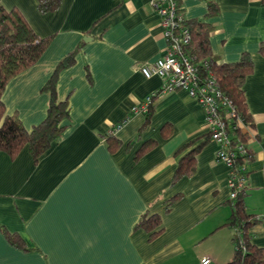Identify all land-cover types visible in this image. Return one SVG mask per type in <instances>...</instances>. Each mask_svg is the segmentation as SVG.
Masks as SVG:
<instances>
[{
    "label": "crops",
    "instance_id": "1",
    "mask_svg": "<svg viewBox=\"0 0 264 264\" xmlns=\"http://www.w3.org/2000/svg\"><path fill=\"white\" fill-rule=\"evenodd\" d=\"M18 8L37 35L52 40L40 60L14 76L3 101L27 130L46 117L49 94L43 86L59 61L81 46L74 65L62 70L57 90L68 99L63 136L34 162L26 146L16 158L0 152V264H211L233 260L236 229L225 225L232 213L231 169L216 160L217 142L196 155L197 169L172 183L177 150L209 133L204 108L184 89L154 101L150 124L136 111L161 88L159 76L146 78L139 66L164 55L167 40L151 0H63L42 13L38 0H1ZM219 13L210 44L218 63L252 55L253 72L244 89L259 138L251 143L245 202L263 222L252 227L264 248V0H182L186 19L207 17L208 3ZM90 40H84V37ZM121 141L111 151L105 135ZM136 140L128 150L129 142ZM155 146L136 160L146 141ZM181 195L166 210L168 200ZM162 216L164 231L151 240L137 228L146 212ZM2 227L19 234L30 250L13 245Z\"/></svg>",
    "mask_w": 264,
    "mask_h": 264
},
{
    "label": "trees",
    "instance_id": "2",
    "mask_svg": "<svg viewBox=\"0 0 264 264\" xmlns=\"http://www.w3.org/2000/svg\"><path fill=\"white\" fill-rule=\"evenodd\" d=\"M62 1L38 0V8L42 13L53 12L61 6ZM178 3L182 12V0H178ZM208 9L206 18L185 19L183 25L189 28L191 33V41L185 47V52L192 58L197 67L199 78L204 81L210 74H213L224 95L232 102L235 117L227 118V130L232 138L233 149L237 150L240 144L245 146V152H238L236 163L237 168L248 167L247 172L237 169L238 173L246 174L248 179L249 165L255 156L251 143L259 138L244 89L247 76L254 70V62L252 55L245 52L237 62L218 63L210 44V35L214 31L215 25L209 22L207 18L218 15L219 5L210 1ZM51 40L52 37L42 38L37 35L18 8L6 9L0 0V152H6L13 159L28 146L34 162L37 163L39 158L52 147L53 143L63 136L67 128L63 121L69 117V103L68 99L61 100L59 98L57 84L62 70L74 65L81 46L66 54L59 61L52 75L43 86V91L49 94L47 114L45 119L35 125L32 130L29 131L25 128L17 113L8 114L3 101V93L8 82L14 76L36 64L45 53ZM260 51L264 54V42L260 46ZM157 98L158 95L154 97L149 110L145 113L146 119L140 134L151 122V117L155 111L154 101ZM228 110L227 106L224 107V113ZM133 112L122 122L127 121ZM240 118L243 120V127L239 124ZM105 138L111 151L114 152L120 148L122 143L115 134H107ZM205 138V141L195 147L196 142L193 140L177 150L176 156L180 158L172 183L175 184L182 177L191 176L195 173L197 169L196 155L204 144L211 140L210 133H207ZM135 142L136 140L129 142L127 149L130 150ZM154 146L155 141L144 142L136 152V160L149 152ZM247 189L246 185L234 200V205L229 200L232 205V213L225 225L237 230L234 237L236 251L233 260L225 264H264V248L253 242V234L250 231L252 227L263 222V219L248 211L245 202ZM180 196L179 194L168 200L167 211L170 210L172 204ZM136 227L145 229L151 240L164 231L162 216L149 211L141 216ZM2 229L13 245L30 250L26 241L19 234L12 233L4 227Z\"/></svg>",
    "mask_w": 264,
    "mask_h": 264
},
{
    "label": "built area",
    "instance_id": "3",
    "mask_svg": "<svg viewBox=\"0 0 264 264\" xmlns=\"http://www.w3.org/2000/svg\"><path fill=\"white\" fill-rule=\"evenodd\" d=\"M151 5L161 18L167 46L163 56L155 61L142 63L139 69L148 79L154 76L161 77L163 84L160 89L149 94L136 111L146 113L155 96L177 89H184L198 101L205 110L211 140L219 145L216 160L225 163L231 169L230 200L234 205V200L247 185L246 174L238 173L237 169L248 171L247 166L237 168L236 163L238 152H245L244 144H240L237 150L233 149L232 138L227 130V118L235 117V109L222 92L216 77L210 74L202 81L192 58L186 54L185 47L191 41V33L189 28L183 25L186 18L180 11L178 0H151ZM226 106L229 110L224 113ZM239 124L243 127L241 118ZM123 125L124 122L115 124L111 133H115ZM199 264H211V258L204 256Z\"/></svg>",
    "mask_w": 264,
    "mask_h": 264
},
{
    "label": "water",
    "instance_id": "4",
    "mask_svg": "<svg viewBox=\"0 0 264 264\" xmlns=\"http://www.w3.org/2000/svg\"><path fill=\"white\" fill-rule=\"evenodd\" d=\"M90 39H92V38H90V37H88V36H86V37H84V40H90Z\"/></svg>",
    "mask_w": 264,
    "mask_h": 264
}]
</instances>
